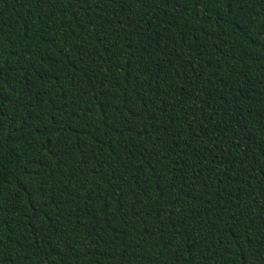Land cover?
I'll use <instances>...</instances> for the list:
<instances>
[{
	"label": "trees",
	"instance_id": "trees-1",
	"mask_svg": "<svg viewBox=\"0 0 264 264\" xmlns=\"http://www.w3.org/2000/svg\"><path fill=\"white\" fill-rule=\"evenodd\" d=\"M0 264H264V0H0Z\"/></svg>",
	"mask_w": 264,
	"mask_h": 264
}]
</instances>
